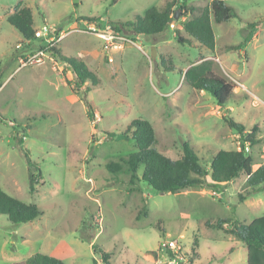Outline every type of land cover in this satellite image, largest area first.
<instances>
[{
    "label": "rangeland",
    "instance_id": "rangeland-1",
    "mask_svg": "<svg viewBox=\"0 0 264 264\" xmlns=\"http://www.w3.org/2000/svg\"><path fill=\"white\" fill-rule=\"evenodd\" d=\"M169 1L21 0L32 8L36 29L52 25L56 38L66 34L54 47L97 73L99 82L88 81L85 95L86 84L77 86L49 48L41 62L23 65L49 42L41 37L28 41L7 21L19 0H0V185L43 210L27 223L13 224L0 215V264L36 252L65 264H102L93 245L111 254V264H167L171 257L164 244L187 259L196 241L195 264H247L242 241L225 229L205 226L208 219L249 223L264 215V188L239 200V193L249 190L246 174L227 185L162 194L144 181L132 185L129 176L107 166L137 151L135 141L122 134L135 118L151 122L162 153L180 158L184 142H189L208 164L220 149H240L239 132L228 122L232 118L248 130L257 129V142L246 152L254 157L255 169L264 165V0H224L236 15L222 23L213 20L214 50L192 38V43L177 40V30L190 37L181 28L187 19L181 8L172 22L175 27L157 35L135 34L129 24L138 15L152 6L164 8ZM210 2L190 4L201 8ZM107 21L124 25L119 33L128 43L123 49L106 50L90 28ZM203 58L213 62L214 73L236 86V96L225 106L185 78L187 69ZM86 102L94 109L97 129ZM22 149L42 172L35 193L30 192Z\"/></svg>",
    "mask_w": 264,
    "mask_h": 264
},
{
    "label": "trees",
    "instance_id": "trees-1",
    "mask_svg": "<svg viewBox=\"0 0 264 264\" xmlns=\"http://www.w3.org/2000/svg\"><path fill=\"white\" fill-rule=\"evenodd\" d=\"M193 0H171L164 8L150 7L144 16L138 15L135 22L130 23L132 30L137 35H157L169 29L170 23L174 21L176 11L181 8L185 10L187 19L181 23V28L190 37H185L176 31L175 35L181 43H192L197 40L202 46L209 50L216 47V36L212 26L216 23L229 21L236 12L224 0H211L205 7H195L190 4ZM7 21L14 26L28 41L36 37L35 19L31 7L23 6L21 0L16 4L14 11L7 17ZM116 31H122L123 24L113 25ZM192 38V39H191ZM51 55L58 61L66 64V68L73 75L74 82L81 87L86 84L83 94L90 91L87 82L93 84L99 82L97 73L90 70L88 66L77 57L64 55L61 49L49 47ZM2 70L0 66V76ZM66 82L72 86L66 71H62ZM187 82L195 89L208 92L220 106H225L229 99L236 96L235 85L225 78L218 76L213 71V62L203 58L200 62L191 65L185 72ZM88 118L97 129L96 115L92 105L86 102ZM229 124L239 132L240 149H220L208 164L198 155L189 142L183 144V154L174 159L161 151L155 144L156 133L149 120L143 118L133 119L123 131L124 136L132 138L137 146V151L122 156L117 161L107 164L112 173L125 174L129 176V182L136 185L141 181L147 183L159 193H177L183 189L201 188L210 189L212 183L233 182L241 176L247 175L246 186L249 190L239 193L240 202H244L248 195L255 194L264 188V165L254 168V157L246 152L248 145L257 142L256 132L248 130L245 126L234 119H229ZM111 138L115 135L108 133ZM23 142V141H21ZM27 158L30 169V192H36V184L42 179V172L37 163L29 157V152L22 149ZM37 170L38 173L35 171ZM43 214V210L36 203H27L15 196L8 194L0 185V215H6L13 223H27L35 220ZM205 226L212 229L227 230L236 239L242 241L247 247V264H264V215L253 219L251 222L240 221L234 218L208 219ZM168 250L169 257H176L169 245H164ZM192 254L187 258L186 264H195L197 256L195 247ZM98 249L102 257V264L110 263V253L101 245H93ZM10 264H65L61 259L41 252H36L26 259L12 262Z\"/></svg>",
    "mask_w": 264,
    "mask_h": 264
},
{
    "label": "built area",
    "instance_id": "built-area-1",
    "mask_svg": "<svg viewBox=\"0 0 264 264\" xmlns=\"http://www.w3.org/2000/svg\"><path fill=\"white\" fill-rule=\"evenodd\" d=\"M173 27H175V24L170 23ZM99 28H96L95 26H91L90 28L92 31L104 42V48L106 50H121L124 48V45L128 43V38H126L124 35L119 33L120 31H116L113 24L109 23L107 21V24L99 25ZM57 29L54 28L52 25H43V28H37L35 35L36 37L45 38L49 42V46H46L45 48H40L35 53L29 55L26 61H23V65H26L27 63H33V62H41L42 57L46 55V50L49 47L53 46V43L63 38L66 34L63 32L61 35L57 37ZM166 245V244H164ZM186 258L178 255L176 257H171V259L168 260L167 264H186Z\"/></svg>",
    "mask_w": 264,
    "mask_h": 264
},
{
    "label": "water",
    "instance_id": "water-1",
    "mask_svg": "<svg viewBox=\"0 0 264 264\" xmlns=\"http://www.w3.org/2000/svg\"><path fill=\"white\" fill-rule=\"evenodd\" d=\"M78 1H79V0H74V3H78ZM178 17H179V15L176 13V14L174 15V18H175V19H178ZM155 52H156V48L153 46V47H152V50H151V57H152V58H155Z\"/></svg>",
    "mask_w": 264,
    "mask_h": 264
},
{
    "label": "crops",
    "instance_id": "crops-1",
    "mask_svg": "<svg viewBox=\"0 0 264 264\" xmlns=\"http://www.w3.org/2000/svg\"><path fill=\"white\" fill-rule=\"evenodd\" d=\"M258 193V192H257ZM256 194V193H255ZM251 195H253V194H251ZM250 196V195H249ZM248 198V197H247Z\"/></svg>",
    "mask_w": 264,
    "mask_h": 264
}]
</instances>
